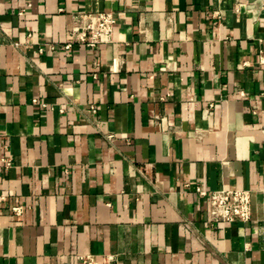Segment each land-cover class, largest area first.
Instances as JSON below:
<instances>
[{"label": "crops", "instance_id": "0c3cea01", "mask_svg": "<svg viewBox=\"0 0 264 264\" xmlns=\"http://www.w3.org/2000/svg\"><path fill=\"white\" fill-rule=\"evenodd\" d=\"M0 157V264H264V0H0Z\"/></svg>", "mask_w": 264, "mask_h": 264}, {"label": "built area", "instance_id": "2783aa9c", "mask_svg": "<svg viewBox=\"0 0 264 264\" xmlns=\"http://www.w3.org/2000/svg\"><path fill=\"white\" fill-rule=\"evenodd\" d=\"M23 13V11H21ZM215 14H219L218 11ZM78 20L86 22L73 29L77 39L89 47L96 48L101 44L112 41L116 18L112 12L100 11L89 15L78 16ZM71 47V44L66 46ZM34 99V103H38ZM46 106V104H42ZM93 110L96 108L93 105ZM112 135H110V138ZM10 167L11 161L8 157H0V167ZM197 192L201 197H208L210 202V217L213 222H232L240 220L248 222L252 219V191L245 188H222L207 190L197 186ZM12 212L15 215H22V206H14ZM80 264H121V257L117 253H106L103 255L82 254L79 255Z\"/></svg>", "mask_w": 264, "mask_h": 264}]
</instances>
